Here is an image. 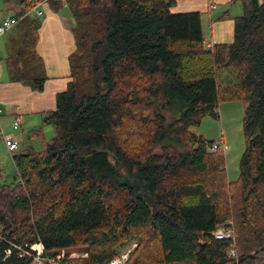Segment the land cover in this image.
Returning a JSON list of instances; mask_svg holds the SVG:
<instances>
[{
  "label": "trees",
  "instance_id": "obj_1",
  "mask_svg": "<svg viewBox=\"0 0 264 264\" xmlns=\"http://www.w3.org/2000/svg\"><path fill=\"white\" fill-rule=\"evenodd\" d=\"M3 1L18 9L11 80L44 88L41 3L69 8L76 48L43 120L52 138L16 154L15 182L0 185V264H32L18 247L38 242L67 251L61 264H108L134 240L126 264H264V0H232L233 42L212 48L201 13H173L177 0ZM235 101L246 148L232 183L224 152L191 127ZM231 222L236 257L212 235Z\"/></svg>",
  "mask_w": 264,
  "mask_h": 264
},
{
  "label": "crops",
  "instance_id": "obj_2",
  "mask_svg": "<svg viewBox=\"0 0 264 264\" xmlns=\"http://www.w3.org/2000/svg\"><path fill=\"white\" fill-rule=\"evenodd\" d=\"M17 12L15 6L6 5L1 0L0 23L6 18L15 17ZM39 12H42L40 17ZM172 12L201 13L204 41L208 43L205 46L209 48L207 45L233 42V19L243 15V5L232 0H177ZM30 15L42 21L37 44V52L44 61L47 75L42 91L11 80L7 70L8 46L14 38L15 29L0 37V128L13 135L19 149L10 153L1 135L0 145L6 147L13 162L16 154L36 151L40 145L43 146V139L48 140L54 134L52 127L43 125V120L48 112L55 109L57 94L65 91L70 82L69 56L76 48L72 32L75 22L67 6L56 11L49 2H44ZM17 117L21 119V124L20 129L15 131L13 124ZM2 171L1 164L0 173ZM15 180L16 166L11 184Z\"/></svg>",
  "mask_w": 264,
  "mask_h": 264
},
{
  "label": "rangeland",
  "instance_id": "obj_3",
  "mask_svg": "<svg viewBox=\"0 0 264 264\" xmlns=\"http://www.w3.org/2000/svg\"><path fill=\"white\" fill-rule=\"evenodd\" d=\"M164 114L168 121L172 119L173 115L169 111H166ZM243 119L244 105L241 101H235L222 104L219 108V117L207 116L203 118L198 125L191 127V132L197 136L207 141H214L217 144L227 146V150L224 153L225 167L227 179L232 183L238 181L240 177V162L246 148ZM41 149L42 145H40L36 151H40ZM1 164L3 165V171L0 173V185H9L14 180L15 166L13 157L9 155L5 146L3 148V146L0 145V165ZM136 245L137 241H132L129 245L121 249L118 256L128 251L133 252ZM64 252L67 255V251ZM68 253L69 257L75 260L87 256L82 247L71 249Z\"/></svg>",
  "mask_w": 264,
  "mask_h": 264
},
{
  "label": "built area",
  "instance_id": "obj_4",
  "mask_svg": "<svg viewBox=\"0 0 264 264\" xmlns=\"http://www.w3.org/2000/svg\"><path fill=\"white\" fill-rule=\"evenodd\" d=\"M41 4H39L38 6H40ZM41 15H42V12H39L38 16L40 17ZM18 22H19V19L15 17H9V18L4 19L0 23V37L14 30ZM204 44H208V43L204 41ZM207 46L209 48L213 47V45H207ZM20 124H21V119L17 117L13 124V130L15 131L19 130ZM0 135L2 136L10 153H13L19 149V144L14 140V137L12 134H7L3 131L2 128H0ZM209 150L213 152L221 150L225 153L227 150V146L215 143L214 145L209 147ZM231 225L232 223H230L229 226L218 227L213 232L212 235L217 240L231 241L232 249L230 250V255L232 257H236L237 256L236 234H235L234 227ZM18 249L21 253V256L28 257L31 260L32 264H61L66 260V253L64 251H61L55 257L47 256L44 245L41 242H38L30 246H26L25 248L18 247ZM130 253L131 251L123 253L122 255L114 258L108 264H126L129 259Z\"/></svg>",
  "mask_w": 264,
  "mask_h": 264
}]
</instances>
